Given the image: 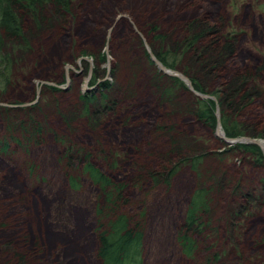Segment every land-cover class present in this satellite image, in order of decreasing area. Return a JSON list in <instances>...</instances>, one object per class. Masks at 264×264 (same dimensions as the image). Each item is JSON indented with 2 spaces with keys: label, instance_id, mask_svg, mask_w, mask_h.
Returning a JSON list of instances; mask_svg holds the SVG:
<instances>
[{
  "label": "rangeland",
  "instance_id": "374dc122",
  "mask_svg": "<svg viewBox=\"0 0 264 264\" xmlns=\"http://www.w3.org/2000/svg\"><path fill=\"white\" fill-rule=\"evenodd\" d=\"M24 17L26 49L6 50L10 67L0 83V143L7 139L0 148V264H100L103 198L82 172L87 163L125 184L121 211L143 223V264H203L214 256V264H264V164L256 167L190 113L195 97L210 99L216 130L223 132L226 115L244 132L233 140L264 144V69L248 83L257 95L234 108L219 104L236 74L264 64V0H68L67 9L45 6L40 28ZM202 20L217 27L219 45L233 36V53L214 56L212 35L196 51L175 49L187 24ZM153 50L171 52L176 68L165 69L189 80L187 72L205 92L185 85L161 95L152 85L161 74ZM88 91L92 100L83 106L78 98ZM28 118L41 127L29 143L7 130ZM171 139L182 157L195 149L203 155L200 175L182 166L168 186L155 184L148 173L162 171ZM201 186L211 190L212 212L203 236H192L190 259L176 235ZM242 191H253L254 200L239 203Z\"/></svg>",
  "mask_w": 264,
  "mask_h": 264
},
{
  "label": "trees",
  "instance_id": "16d2710c",
  "mask_svg": "<svg viewBox=\"0 0 264 264\" xmlns=\"http://www.w3.org/2000/svg\"><path fill=\"white\" fill-rule=\"evenodd\" d=\"M56 6L57 9L63 8L67 9L68 0H0V83L5 82V71L10 67L9 57L5 52L7 49L10 50H25L26 49V34L24 31V16L30 19L36 28H40L44 23L43 12L45 6ZM186 29L188 30L187 36L175 47V49H181L183 53L194 50L196 51V46L200 40L203 38L211 36L214 40L213 45H211L210 51L214 53V56L218 58H224L228 53H233L234 46L232 44L233 36L229 34L225 36V43L219 45V30L216 26L209 24L208 22L194 21L187 24ZM219 37V38H218ZM212 39V38H211ZM231 40V41H230ZM201 42V41H200ZM166 51V52H165ZM162 52L161 50H153V55L155 59L161 63L165 68L170 70H175L176 63L174 56H171L167 50ZM196 56H200L198 53ZM152 60V59H151ZM150 60V61H151ZM152 62V61H151ZM199 62V61H198ZM6 69V70H4ZM264 69V64L257 68L255 71H248L246 73H238L235 76L237 83L235 87L232 86L231 91H228L226 99L221 100L219 93L215 94V98L220 102L219 104L225 110V107L230 106L234 108L235 104L241 100H249L252 94H258L259 91L256 87H250L253 91L248 94V83L251 78L258 76L259 71ZM183 74L189 78L191 86L194 91L199 93H204L205 89L196 79L191 78L187 72L182 71ZM102 84V83H101ZM152 85L161 93V95H170L177 89H185V85L181 80L176 77L168 76L161 71L159 77L154 80ZM231 85V84H230ZM229 85V87H230ZM66 89L67 86H66ZM233 89V90H232ZM54 90V89H52ZM243 91L242 93L239 91ZM55 91H60L56 89ZM82 92V91H81ZM84 92L78 100L85 105L89 100H92V94L94 92ZM83 93V92H82ZM248 94L246 96L245 94ZM196 98V104L190 108L191 115L199 122L205 125L207 128L215 131L216 128V118L214 116V101L207 99ZM237 98V99H235ZM90 104V103H89ZM109 105V104H108ZM237 106V105H236ZM79 107V105H78ZM223 110V111H224ZM223 112L221 111V114ZM76 116V114L74 115ZM220 120V127L227 138L237 139L244 136V132L237 128L236 123H230L226 115H222ZM14 126L8 124L7 130L16 132L19 131L20 136H24L25 140L33 142L36 140L38 135L37 130H40V125L35 122L34 119H29L17 123ZM11 137V135L9 136ZM6 137V138H9ZM264 138V133L262 135ZM13 140L12 138H10ZM7 139L1 140V149H5L7 146ZM223 142V141H222ZM19 143V142H18ZM224 143V142H223ZM171 148L167 153V163L162 166V171H151L148 173L149 178L155 184H170L172 177L178 172L182 166H187L196 175H200L201 163L203 160V155H194L196 151H193L191 156L182 155L179 153V146L171 139ZM232 149L240 151L247 154V156L252 157L254 165L256 167L262 166L264 164L263 152L260 147L256 144H234ZM71 150V148H70ZM82 151H77V154L84 157L81 153ZM173 153H178V158L173 162ZM67 159L71 158L67 155ZM166 156V155H165ZM85 158V157H84ZM172 162V163H171ZM67 164H70L67 162ZM84 175L91 181V183L98 189L103 198V205L97 209V215L99 220L98 231L96 232V238L98 240V247L95 253V259L99 261L100 264H143V238H144V226L141 220L131 218L122 213L121 209L126 205L127 201L123 190L125 184L113 181L108 175L104 174L100 169H97L87 163L85 168H82ZM69 181L75 182L73 177L69 178ZM264 182V181H263ZM210 188L198 187L192 193L188 200L183 221L180 228L177 230L176 243L182 252V254L187 258H192L197 245L192 236L202 237L205 230L208 228V219L211 214L210 206ZM239 203L251 202L254 200L253 191L248 192H238ZM242 205V204H241ZM142 214V215H141ZM140 214L143 218L144 212ZM101 221V222H100ZM219 256H214L213 258H208L203 264H214Z\"/></svg>",
  "mask_w": 264,
  "mask_h": 264
},
{
  "label": "water",
  "instance_id": "95a60500",
  "mask_svg": "<svg viewBox=\"0 0 264 264\" xmlns=\"http://www.w3.org/2000/svg\"><path fill=\"white\" fill-rule=\"evenodd\" d=\"M152 61L158 66V68L161 70V71H163L164 73H166V74H168V73H170V71L169 70H167V69H165V67L164 66H162L161 65V63H159L158 61H156L155 59H152ZM177 77H179V78H181L184 82H186L188 85H189V83H188V81L185 79V78H183V77H181V76H179V75H176ZM199 96V95H198ZM219 131V130H218ZM221 138L226 142V143H248V144H254V142H252V141H243V139L241 138V140H230V139H225V138H223L222 136H221ZM256 145H258L260 148H261V150L263 151V156H264V148L263 147H261L259 144H257L256 143Z\"/></svg>",
  "mask_w": 264,
  "mask_h": 264
},
{
  "label": "bare ground",
  "instance_id": "6f19581e",
  "mask_svg": "<svg viewBox=\"0 0 264 264\" xmlns=\"http://www.w3.org/2000/svg\"><path fill=\"white\" fill-rule=\"evenodd\" d=\"M151 59H153V58H151ZM163 72V71H162ZM164 73V72H163ZM164 74H166V73H164ZM166 75H168V76H172V77H176V74H174V73H168V74H166ZM186 83V82H185ZM187 84V83H186ZM188 85V84H187ZM191 85V84H190ZM38 92V91H37ZM194 92V91H193ZM37 98V97H36ZM220 131V130H219ZM216 135H217V137H219V136H221V133L220 132H218V130H217V133H216ZM224 143H226L224 140H222ZM256 143L257 144H261V147H263L264 148V144L262 143V142H257L256 141ZM226 144H228V145H234V144H236V143H226ZM240 144H246V143H240ZM248 144V143H247Z\"/></svg>",
  "mask_w": 264,
  "mask_h": 264
},
{
  "label": "flooded vegetation",
  "instance_id": "af4514ba",
  "mask_svg": "<svg viewBox=\"0 0 264 264\" xmlns=\"http://www.w3.org/2000/svg\"><path fill=\"white\" fill-rule=\"evenodd\" d=\"M152 61V60H151ZM153 62V61H152ZM159 71L161 72V70L159 69ZM180 76V75H179ZM176 78H178L179 80H181L182 82H183V84L184 85H186L187 87H188V89H190V90H192L193 88H192V86L190 85L191 83H190V81L189 80H187L188 81V83H189V85H187L181 78H179V77H177L176 76ZM193 92V91H192ZM196 94V93H195ZM215 132L217 133V130L215 129ZM218 132H220V131H218ZM221 133V136L223 137V138H225V139H230V138H227V137H225V135H224V133L223 132H220ZM221 136H219V138L221 139V140H223L222 138H221ZM230 140H233V139H230ZM237 144V143H236ZM258 146V145H257ZM259 147V146H258ZM263 152V151H262ZM264 157V156H263Z\"/></svg>",
  "mask_w": 264,
  "mask_h": 264
}]
</instances>
